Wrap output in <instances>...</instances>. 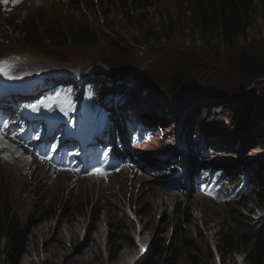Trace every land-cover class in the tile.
<instances>
[{
	"label": "rangeland",
	"instance_id": "374dc122",
	"mask_svg": "<svg viewBox=\"0 0 264 264\" xmlns=\"http://www.w3.org/2000/svg\"><path fill=\"white\" fill-rule=\"evenodd\" d=\"M127 1L121 0L122 6L118 5L117 0H107L82 7L78 4V0H47L38 8L30 7L29 14L21 10L14 17L7 18L8 23L13 26L12 31L5 27L1 29L4 39L0 37V52L29 53L47 64L46 66L76 67L86 72L93 71L95 73L93 78L102 81L103 88L107 87L108 83L116 85L119 80L122 81L119 85L125 87L131 83L138 106L157 116L161 121L169 119L168 124L173 129V135L177 133L174 122L179 121L180 125L186 128L188 118L196 119L201 125L224 121L229 125L228 128H231L236 124L233 130L240 128V133L237 137L233 133L236 139L235 146L232 148L230 146V143H234V139L229 138L227 141L226 137H220V142L216 146L218 154L214 158H218L217 162L222 167H233L238 171H245L242 173L243 176H249L252 184L245 192V201L238 205L231 204L219 208L207 199L203 201L194 192L185 196L178 191L180 196L170 202L167 212L157 213L153 204L150 209H146L140 198L142 186L144 189L155 186L167 192L164 188L168 183L163 182L167 180L160 181L165 184L159 185L161 179L154 175L140 177L149 179L143 184L137 179L131 184L126 182L124 190L120 189L122 184L115 182L110 187L107 186L103 192H100L96 186L90 188L86 185L81 189L78 187L80 190L75 186L70 191L63 187L64 182L55 181L43 187L28 184L27 189L32 190L33 203L25 221L24 212L18 208L19 202H16L17 186L9 178L8 172L3 170L0 171L2 175L0 202L5 204L18 222V227L24 232V245L19 257L14 260L15 258L7 256L6 241L9 234L0 237V264H26L27 257H33L36 264H63L67 256H58V247L54 255L50 250L47 256L49 259L55 258L54 261L45 262L43 254L47 245L54 247L58 244L56 236L60 233L57 232L59 228L53 225L58 224L56 219L60 216V218L71 217L85 223L81 234H75L77 241L72 243L66 240L65 245L71 250H68L69 254L77 250L74 253L76 255L79 250H83L86 247L83 245L86 240H83L84 237L91 238L95 235L96 228L101 229L100 246L96 255H90L93 264H114L126 249L137 251L135 256L128 259V264H193L189 261L190 255L195 257L196 264H250L251 262V257L244 254L221 255L218 253L217 245L221 244V236L231 235L238 238L240 235L248 234L252 238H257L259 235H264V165L260 166L257 173L253 169V165L264 163V127L262 126L264 77L253 79L248 75L247 70L240 65V61L236 60L240 57V52L232 54L230 64L223 61L220 55L225 57L229 52L227 49L223 52L217 50L225 47L218 36L214 37L215 40L205 38L212 43L209 44L204 41L205 39H201L203 36H200V32L181 27L179 33L178 28L169 26L163 28L165 38L158 40L151 38L144 41V36L148 34L151 26H156V31L163 27H159V20L163 19L166 22V13L172 15L171 23L177 24L180 12L174 10L178 0H152L151 7H147L145 11L141 9L138 13L128 8L129 4L127 7L124 6ZM261 16L262 18H258L252 28L250 43L245 44L249 49L243 50V55L253 56L251 47L257 53H262L264 50V16ZM24 17L27 19L22 23ZM17 18L21 19L17 20ZM135 19L137 23L134 22ZM138 19H141L140 23ZM79 20L81 22H77ZM45 21L49 23V27H45ZM58 21L68 27L72 24L79 25L80 28L86 27L91 30L92 36L83 34L79 41L76 35L67 41L61 38L54 41L50 36L46 37V30H52L50 34L58 32V29L52 26ZM107 23L110 26H107ZM18 29H27L30 37L25 38L27 33ZM37 34L42 35L40 38H35ZM174 74L181 75L186 81L185 86L178 88L179 94L176 97L172 96L170 84ZM189 91L190 93L186 95ZM222 103H225L224 106L217 107ZM228 105H231L235 111H232ZM218 109H222V112H218ZM214 118L216 121H213ZM164 122L167 123V120ZM244 162H247V167H242ZM203 163L204 161L201 162ZM27 179L36 183L38 174L32 179L30 177ZM120 179L124 183V177L121 176ZM132 185L131 192L129 188ZM24 192L26 194L21 199L27 196V190ZM113 192L118 193L117 200L125 201L126 204L131 197L132 212L133 215H137L138 221L133 220L129 216L130 213L129 215L125 213L128 222L123 224L117 222L115 216H112L114 218L111 217V220H104L107 214L105 210H109L111 206L106 199ZM40 194H42V202L36 206ZM96 198L99 202L95 204ZM138 198L140 202L137 201ZM195 199L199 200L201 205H194ZM117 200L114 203L119 204ZM34 211L50 219L45 223L52 225L46 238L39 237L40 235L34 237L35 227L41 222L44 223L46 221L44 218L35 223H27L32 218L40 220ZM183 221L186 222L181 225ZM64 224L61 223L62 230H65L66 224ZM107 226L109 233L106 235L104 230ZM207 226L211 227L210 231ZM173 229H180L182 233H178L175 237L174 234L172 235L175 232ZM87 232L90 233L85 236ZM53 233V236L50 235ZM138 234L145 252H142L143 248L140 245L139 248H133L132 242H136ZM202 234L208 235V240L200 248L193 240L200 241L198 238ZM183 237H188L193 245L190 243L186 245L182 240ZM48 240L50 241L47 242ZM96 240L99 241V238ZM114 244L119 245L120 248L115 259L110 257ZM161 246L164 250L159 253ZM37 251L40 253L39 257Z\"/></svg>",
	"mask_w": 264,
	"mask_h": 264
},
{
	"label": "trees",
	"instance_id": "16d2710c",
	"mask_svg": "<svg viewBox=\"0 0 264 264\" xmlns=\"http://www.w3.org/2000/svg\"><path fill=\"white\" fill-rule=\"evenodd\" d=\"M151 2L152 0H130V5L132 6V11L138 13L141 9L145 11L147 7H151L153 5ZM175 7L174 12L176 10L180 12L177 24L171 23L173 21L172 15L166 13V22L163 19L159 20V27H163L156 31V26H151L148 29V34L144 36V41L151 38L155 40L165 38L164 27L173 26L174 28H178L179 33L181 27H188L189 31L193 29L195 32H200V36H203L201 39L203 40L205 38L215 40L214 37L218 36L221 44L225 47L217 50L223 52L224 49H227L229 52L228 55H225L227 60H225L224 56L220 55L223 61H227L230 64L232 62V54L240 52V57L236 60L240 61V65L247 70L248 75L253 79L264 77V50L262 53H257L251 47L250 50L253 56L243 55V50L249 49V47H245V44L250 43L253 26L256 24L258 18H262L261 15L264 16V0H178ZM125 13L129 15L127 10H125ZM134 22L137 23L136 19ZM138 22L140 23L141 19H138ZM106 25L110 26L108 23ZM83 34L92 36V32L87 28L80 30L74 27H58V32L51 34L50 38L54 41H58L60 38L67 41L76 35L79 41ZM204 41L212 44L206 39ZM204 44L206 45V43ZM170 84L172 86V96L176 97L179 94L178 88L185 86L186 81L183 80L181 75L174 74L170 79ZM228 106L232 108L231 105ZM232 111L235 110L232 108ZM262 126L264 127V123ZM221 127L214 128L226 129L224 123H222ZM210 128L213 127L210 126ZM232 128H235V126ZM231 131L234 132V130ZM235 135L237 136V133ZM7 234H9L6 241L7 256L16 260L23 249L24 232L18 227V222L7 208L0 206V237ZM173 234L176 237L178 230H175ZM220 240L221 244L217 245V249L221 255L226 253L244 254L251 257L250 264H264V235L255 239H251L250 236L245 234L238 236V238L227 235L221 236ZM119 249V245L114 244L110 257L115 259ZM163 250L161 246L159 253ZM189 259L190 262L196 264L193 255H190Z\"/></svg>",
	"mask_w": 264,
	"mask_h": 264
},
{
	"label": "bare ground",
	"instance_id": "6f19581e",
	"mask_svg": "<svg viewBox=\"0 0 264 264\" xmlns=\"http://www.w3.org/2000/svg\"><path fill=\"white\" fill-rule=\"evenodd\" d=\"M22 58L24 59V60H26V62L28 63V64H31V65H34V64H39V65H41V66H46V64L45 63H43V62H41L39 59H35V57L34 56H32V55H30V54H25V55H22ZM39 60V61H38ZM34 61V62H33ZM38 61V62H37ZM36 64V65H37ZM129 88H133V86H131V85H129L128 86ZM148 106V105H147ZM217 111H221L222 112V109H218ZM148 112V113H147ZM146 113H145V115H143V118H145V117H147L148 118V116H149V111H147ZM168 122V121H167ZM177 126V125H176ZM68 135H70L69 133H65V136H68ZM139 136H137V137H135V139H137ZM171 137L172 136H170V139H171ZM174 142H175V139H172ZM172 140H168L167 142H168V145H170L171 143H174ZM142 143L143 142H136V144L137 145H142ZM150 146L151 145H142V147H144V148H150ZM176 147H173V149H175ZM143 155H149V154H151V153H142ZM175 164H178V162L176 161L175 162ZM1 171V170H0ZM4 171H7L8 172V175H9V178L10 179H12L13 181H14V183L16 184L15 186H17V188L16 189H18V195H17V198H16V202H19L18 203V208H20V209H22V211L24 212V214H23V217L25 218V221L27 220L26 218H28L27 217V212L30 210V206H31V204L33 203V199L31 198V189H27V186H28V182H27V180L28 179H26V177H24L21 173H20V171H19V169L17 168V166L16 165H10V166H7L5 169H4ZM139 180L142 182V183H145V182H147L149 179L148 178H145V177H143V178H139ZM11 181V180H10ZM12 181V182H13ZM33 181V180H32ZM160 181H163V180H160ZM163 182H165V183H174L175 184V187L177 188V189H179L177 186L178 185H181V177H173V178H171V179H168L167 181H163ZM164 183V184H165ZM163 183H161V185H164ZM110 187V186H109ZM193 188V187H192ZM106 189V188H105ZM104 188H101V189H99V191L101 192H103L104 190H105ZM25 190H27V196L24 198V199H21V197H23L22 196V194H21V192L22 191H25ZM145 190V191H144ZM164 190V189H163ZM50 191L53 193V190L52 189H50ZM90 191V190H89ZM110 191H111V189H110ZM118 191V190H117ZM139 191V190H138ZM141 195H140V198H141V200H142V202L144 203V205L143 206H145L146 207V209H150L151 207H152V204H153V207H155L154 209H156V212L158 213V212H167V209H169V204H170V202H173V201H175V200H177V196H179L177 193H174V192H176V191H174V192H172V191H170V192H168V190H167V192H163L162 191V189L161 188H159V187H155V186H148V189H144V186H142L141 187ZM180 191V190H179ZM35 192V191H34ZM42 193V192H41ZM16 194H17V192H16ZM111 194V193H110ZM118 194V193H117ZM117 194H116V192H113L107 199H106V201H109L110 202V208H108L109 210H105L106 211V216H104L105 218H104V220H111V217L112 216H115L116 218H117V222H119V223H121V224H123V223H125L127 220H128V218H127V215L125 214V211H124V206H125V203L123 202V201H119V199L117 200ZM140 194V193H139ZM35 195V194H34ZM93 195V194H92ZM197 195V194H196ZM42 194H40L39 195V198H38V202L37 203H35L36 204V206H38V205H40V203L42 202ZM204 200H206V198H204V197H202ZM97 200L98 199H96V202H97ZM117 200V202L119 201V204L117 205L116 203H114L115 201ZM137 201H139V198H138V200ZM136 201V202H137ZM202 201V200H201ZM140 202V201H139ZM209 202H210V200H209ZM211 203V202H210ZM102 204V203H101ZM189 204V203H188ZM193 204L194 205H196V206H198V205H201V202L199 201V200H194L193 201ZM211 204H213V203H211ZM98 205V204H97ZM102 205H100V207H101ZM139 206V205H138ZM153 209V210H154ZM33 212V211H32ZM34 212H36V214H37V218L38 219H40V220H36V219H31L30 221H28L27 223H35V222H38V221H41V219L42 218H44L46 221H44V223L43 222H41L40 224H39V226L37 225L36 227H35V232H36V234H35V236L34 237H38V235H40L39 237H45L46 238V236L49 234V232H50V227L52 228V225H50V224H45V223H48L47 221L48 220H50V219H46L45 218V215H43V214H38L37 213V211H34ZM153 212V211H152ZM105 213V212H104ZM34 216V215H33ZM61 217V216H60ZM60 217H58V219H56V223H58V224H55V225H53V227H58L59 229H58V233H59V235L58 236H56V237H58L57 238V240H58V244H57V246H51V245H47L46 243L47 242H49L50 240H48L45 244L47 245V247L45 248V250H44V252H43V254H44V260H45V262H47V261H54V259H49L47 256H48V254H49V251L51 250L53 253V255L55 254V251H57V247H58V249H59V252H58V256L60 255V256H67V260L66 261H64V263L63 264H93V262H92V260H90V255L91 254H95L96 255V252H97V249L99 248V246H100V240H101V229H98V228H96V232L94 233L95 235H93V236H91V238H89L88 236H87V234L88 233H90V232H87L86 233V235L85 236H87V237H84V239L83 240H85L84 242H83V245H86V247L83 249V250H79L78 252H77V254L75 255L74 253H76V251L77 250H75V251H73V253L72 254H69L68 253V250H70L66 245H65V243H67L66 242V240H69V241H71L72 243L73 242H75V241H77V237L75 236V234L76 233H79V234H81V230L85 227V223H83V222H80L79 220H77V219H72L71 217H68V218H60ZM51 218V217H50ZM112 218H114V217H112ZM113 220V219H112ZM102 221V220H101ZM207 222L209 221V219H207L206 220ZM53 222V221H52ZM128 222V221H127ZM61 223H65L66 224V226H64L65 227V230H62L61 229ZM108 223V222H107ZM106 223V224H107ZM64 224V225H65ZM113 224V223H112ZM111 224V225H112ZM127 224H129V223H127ZM63 225V224H62ZM110 225V224H109ZM63 227V226H62ZM99 227V226H98ZM122 228V227H121ZM207 229L210 231V229H211V227L210 226H207ZM56 232V233H57ZM67 234V235H66ZM201 234V233H200ZM50 235H54V233L53 234H50ZM66 236H67V238H66ZM49 237V236H48ZM55 237V238H56ZM35 238V239H36ZM55 238H53V239H55ZM97 238H99V241L98 240H96ZM192 238V237H191ZM41 239V238H40ZM43 239V238H42ZM200 241H198L197 239H195V240H193V242H194V244H198L199 246H200V248H201V246H203L204 244L203 243H205V242H207V240H208V235H203L202 234V236L200 237V238H198ZM34 240V239H33ZM130 241V240H129ZM145 241V240H144ZM45 242V241H44ZM54 243V242H53ZM133 244H134V246H133V248H139V244H137L135 241L134 242H132ZM200 243V244H199ZM55 244V243H54ZM132 244V245H133ZM41 245V244H40ZM72 246V245H71ZM71 251V250H70ZM137 252V251H136ZM136 252L134 251V250H131V249H126L125 251H123L122 252V254L120 255V257H119V259L118 260H116V262L114 263V264H128L129 263V260L128 259H130V257H133V256H135V254H136ZM37 256L39 257L40 255V253H38V251H37ZM56 255H57V253H56ZM57 258H59V257H57ZM92 258H94L93 256H92ZM38 260V259H37ZM43 260V261H44ZM56 261V260H55ZM57 261H58V259H57ZM61 262H62V260H61ZM26 264H36V261H35V259L33 258V257H27V259H26ZM101 264H103V263H101Z\"/></svg>",
	"mask_w": 264,
	"mask_h": 264
},
{
	"label": "snow or ice",
	"instance_id": "6c2138e0",
	"mask_svg": "<svg viewBox=\"0 0 264 264\" xmlns=\"http://www.w3.org/2000/svg\"><path fill=\"white\" fill-rule=\"evenodd\" d=\"M20 0H11L12 4L19 3ZM9 3V0H0V5H6ZM13 67V65L8 64L7 62L0 61V75H3L7 77L9 80L17 79V77H14L10 75V70ZM48 103H45L44 100L38 101L34 104L25 105V108H30L32 112H39L41 108L46 109H52L53 107H58L61 103L59 94H54V97H48L46 98ZM63 103L67 104L69 108L72 107L71 103L68 100H64ZM60 111L63 113L64 116L68 115V111L64 110L63 108L60 109ZM50 121H55L54 117H48ZM66 124L71 123V121H66ZM20 131H23L21 126H17ZM17 128H10L9 123L7 120H4L2 117H0V147L8 146L6 142L4 141V137L8 134H12L13 138H15ZM36 139H39V136L35 137ZM55 139V137H53ZM57 151L55 144H50L45 146V154L40 156L41 160H51L52 156L48 155V152L55 153ZM70 155H77L78 153L72 152L69 153ZM7 159V157H4ZM30 159V157H28ZM97 174H101L99 169L94 170Z\"/></svg>",
	"mask_w": 264,
	"mask_h": 264
}]
</instances>
